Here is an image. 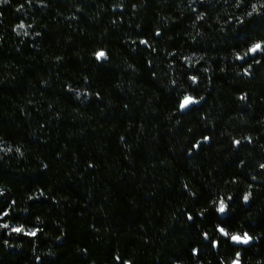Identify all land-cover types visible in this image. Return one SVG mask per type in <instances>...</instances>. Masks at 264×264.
Listing matches in <instances>:
<instances>
[{
	"label": "trees",
	"instance_id": "trees-1",
	"mask_svg": "<svg viewBox=\"0 0 264 264\" xmlns=\"http://www.w3.org/2000/svg\"><path fill=\"white\" fill-rule=\"evenodd\" d=\"M254 8L0 2V264H264ZM185 96L202 103L182 113ZM221 227L254 242L237 247Z\"/></svg>",
	"mask_w": 264,
	"mask_h": 264
},
{
	"label": "snow or ice",
	"instance_id": "snow-or-ice-1",
	"mask_svg": "<svg viewBox=\"0 0 264 264\" xmlns=\"http://www.w3.org/2000/svg\"><path fill=\"white\" fill-rule=\"evenodd\" d=\"M0 2H3V0H0ZM253 10L256 11L255 8ZM19 27L23 28L24 26L20 25ZM257 52L264 53V42L255 43L248 49V53L255 54ZM248 53H245V55H247ZM96 57H97V59H104V58H106V52L101 50V51H99L96 54ZM238 58L239 59H243V57H238ZM245 72H247V69H245ZM192 79H193V81L196 80L195 77H193ZM241 99H245V97L242 96ZM197 102L198 101L196 100L195 97H193V96H185L183 98L181 104H180V108L181 109H185L188 106H190V105H192L194 103H197ZM205 139H207V138H205ZM236 143L238 144L239 141H236ZM249 195L250 194L244 196V200L245 201H247L249 199ZM227 207H228L227 203L223 199H221L220 202H219L218 211L220 213H224L227 210ZM7 215H8V212L4 211L3 213H0V218H2L3 216H7ZM0 228H9V225L7 223H2V224H0ZM11 231L15 232V233L24 232L28 236L35 237L37 235V232L39 231V229H32V230H27L26 231L24 226L20 225V226L12 227ZM219 231L224 236H229V233L223 227L219 228ZM252 239L253 238L247 232H245L243 235H240L238 233L231 235V240L234 241L235 243H238V244H247ZM233 264H239V254H237V259L235 261H233Z\"/></svg>",
	"mask_w": 264,
	"mask_h": 264
},
{
	"label": "water",
	"instance_id": "water-1",
	"mask_svg": "<svg viewBox=\"0 0 264 264\" xmlns=\"http://www.w3.org/2000/svg\"><path fill=\"white\" fill-rule=\"evenodd\" d=\"M145 44V43H144ZM259 52L255 53V54H252L250 53V57L254 58L256 57V55L258 54ZM248 58V57H247ZM99 60H102V59H99ZM243 60V59H242ZM198 102L197 103H194L190 106H188L187 108L185 109H181V112L184 113V112H187L189 109H191L192 107L194 106H199L201 103H202V100H199V99H196ZM224 238H230V241L233 245L237 246V247H249L250 245L253 244L254 240L252 239L249 243L247 244H238V243H235L234 241L231 240V237L230 236H224L223 234H221ZM206 238L208 239V237L206 236ZM216 247H217V243H216ZM233 264V263H232ZM239 264H242L241 261L239 260Z\"/></svg>",
	"mask_w": 264,
	"mask_h": 264
},
{
	"label": "rangeland",
	"instance_id": "rangeland-1",
	"mask_svg": "<svg viewBox=\"0 0 264 264\" xmlns=\"http://www.w3.org/2000/svg\"><path fill=\"white\" fill-rule=\"evenodd\" d=\"M254 1H255V8L261 10L263 3H264V0H254Z\"/></svg>",
	"mask_w": 264,
	"mask_h": 264
}]
</instances>
